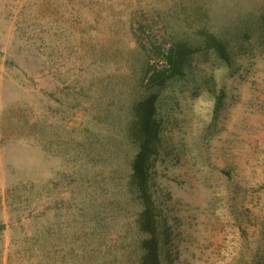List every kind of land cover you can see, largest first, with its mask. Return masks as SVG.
I'll use <instances>...</instances> for the list:
<instances>
[{"label": "rangeland", "instance_id": "obj_1", "mask_svg": "<svg viewBox=\"0 0 264 264\" xmlns=\"http://www.w3.org/2000/svg\"><path fill=\"white\" fill-rule=\"evenodd\" d=\"M152 94L163 264H264V0H0V264L35 227L133 255Z\"/></svg>", "mask_w": 264, "mask_h": 264}, {"label": "trees", "instance_id": "obj_2", "mask_svg": "<svg viewBox=\"0 0 264 264\" xmlns=\"http://www.w3.org/2000/svg\"><path fill=\"white\" fill-rule=\"evenodd\" d=\"M212 47L217 55L227 60L224 48L216 40L212 39ZM166 61L171 68V59L166 57ZM153 80L154 77H151ZM156 95H148L135 107L136 126L134 137L136 138V148L129 162V171L126 176L125 192L134 203L136 211L132 216L131 225L135 230V237L132 244L127 245V249L133 248V255L126 251L123 258L114 260L103 259L102 261L94 254L106 253L101 248H93L86 242L81 241L76 249L70 245L61 248L56 242L60 239L59 233L52 229L45 230V227H35L30 236L25 235L21 241L24 250L19 253L13 252L10 255L11 264H23L25 257L33 259L35 264H163L161 257L162 236L160 233V218L158 217V205L153 197L150 186L149 159L156 151L157 130L155 122ZM218 107L216 106L215 110ZM46 231V234H45ZM45 234L47 242L43 240ZM56 243V244H55ZM109 250V247H107ZM94 256V257H93Z\"/></svg>", "mask_w": 264, "mask_h": 264}]
</instances>
